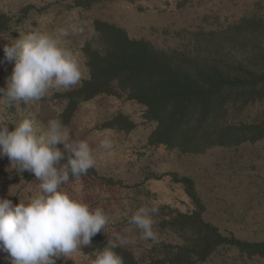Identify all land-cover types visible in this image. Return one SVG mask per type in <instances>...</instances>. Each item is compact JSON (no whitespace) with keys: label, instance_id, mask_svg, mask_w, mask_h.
I'll return each mask as SVG.
<instances>
[{"label":"rangeland","instance_id":"1","mask_svg":"<svg viewBox=\"0 0 264 264\" xmlns=\"http://www.w3.org/2000/svg\"><path fill=\"white\" fill-rule=\"evenodd\" d=\"M78 1L0 0V87L6 88L14 67V62L5 58L4 46L29 26L50 33L68 32L63 43L76 54L83 71V78L72 88L89 74L85 47L103 50L94 25L97 19L163 49L194 43L195 39H264V0H102L88 5ZM65 91L50 89L43 99L28 104L9 103L6 96L0 97V124L14 130L23 119H34L43 130L50 119L62 122L65 101L59 95ZM263 111L264 103L250 109L249 115ZM119 113L127 115L135 126H108ZM143 113V106L132 100L102 94L83 102L69 123L62 122L73 140L89 144L95 158L87 174L70 176L62 187L109 214L107 227L98 233L103 240L108 243L119 234L128 241L121 247L131 250L142 264H151L152 259H163L176 250L174 245L189 242L190 232L177 230L171 220L178 213L198 212L225 236L264 241V137L237 146H213L198 154L183 153L150 143L156 123L145 121ZM105 138L112 142L110 150L99 146ZM58 147L64 150L63 144ZM65 164L61 161L59 167ZM184 178L189 179L188 186ZM39 184L33 173L18 172L7 156L0 157V197L18 204L40 194ZM142 206L158 208L153 217L154 241L141 239L140 230L130 223ZM86 247L69 258L61 255L56 264H92L96 251ZM0 264H10L2 250ZM198 264H264V256H251L235 245L222 244Z\"/></svg>","mask_w":264,"mask_h":264},{"label":"trees","instance_id":"2","mask_svg":"<svg viewBox=\"0 0 264 264\" xmlns=\"http://www.w3.org/2000/svg\"><path fill=\"white\" fill-rule=\"evenodd\" d=\"M94 25L103 50L85 47L88 76L59 95L65 101L60 114L63 123L71 121L83 102L108 94L143 106L144 120L156 123L150 143L183 153L198 154L213 146H237L264 137V111L249 115L250 109L264 103V39H195L163 49L149 40L132 38L114 23L97 19ZM114 125L132 129L135 123L119 113L109 121L108 126ZM183 182L189 185L188 178ZM171 221L177 230L190 232L189 242L174 245L176 250L163 259H152L151 264H198L222 244L264 256V241L225 236L198 212L178 213ZM106 245L97 234L86 250L95 252ZM115 251L124 264H142L127 248Z\"/></svg>","mask_w":264,"mask_h":264},{"label":"clouds","instance_id":"3","mask_svg":"<svg viewBox=\"0 0 264 264\" xmlns=\"http://www.w3.org/2000/svg\"><path fill=\"white\" fill-rule=\"evenodd\" d=\"M19 34L4 46L5 58L14 62V67L6 88L0 87V97L6 96L9 103L28 104L43 99L50 89L68 90L81 81V64L63 43L66 30L50 33L29 26ZM99 146L110 150L113 145L105 138ZM66 152L70 153L67 157ZM2 156H7L18 172L33 173L40 181V194L18 204L0 197V250L8 254L10 264H56V258H69L89 246L107 227L110 217L104 209L92 208L62 187L70 176L87 174L95 158L89 144L73 140L59 119H50L43 130L34 119H23L11 131L7 124H0ZM65 159L66 164L59 167ZM157 212L155 206H142L131 216L130 223L140 230L141 239H157L153 220ZM127 243L119 234L109 238L107 245L96 251L92 264H124L115 249Z\"/></svg>","mask_w":264,"mask_h":264}]
</instances>
